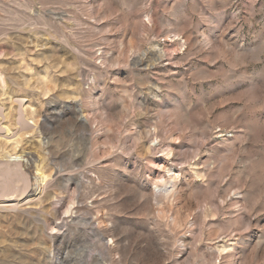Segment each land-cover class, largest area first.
<instances>
[{
    "label": "rangeland",
    "instance_id": "374dc122",
    "mask_svg": "<svg viewBox=\"0 0 264 264\" xmlns=\"http://www.w3.org/2000/svg\"><path fill=\"white\" fill-rule=\"evenodd\" d=\"M7 127L0 264H264V0H0Z\"/></svg>",
    "mask_w": 264,
    "mask_h": 264
},
{
    "label": "bare ground",
    "instance_id": "6f19581e",
    "mask_svg": "<svg viewBox=\"0 0 264 264\" xmlns=\"http://www.w3.org/2000/svg\"><path fill=\"white\" fill-rule=\"evenodd\" d=\"M19 120L20 124H23L22 126L28 127L25 123L22 112L19 115ZM0 131L4 132L3 136L9 135L11 132L8 127L5 128V130L0 129ZM4 147L1 143L0 152H2V155L0 156V199H4L5 202H11L12 198H10V196L14 195L19 190H26L29 187L30 177L29 174L23 169V156L17 154L14 149L8 151ZM48 178V175L40 173L37 181L39 184H44ZM0 203L3 202L0 201Z\"/></svg>",
    "mask_w": 264,
    "mask_h": 264
}]
</instances>
